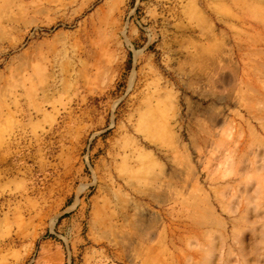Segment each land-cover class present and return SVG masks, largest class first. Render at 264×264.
Instances as JSON below:
<instances>
[{
    "label": "rangeland",
    "instance_id": "rangeland-1",
    "mask_svg": "<svg viewBox=\"0 0 264 264\" xmlns=\"http://www.w3.org/2000/svg\"><path fill=\"white\" fill-rule=\"evenodd\" d=\"M0 264H264V0H0Z\"/></svg>",
    "mask_w": 264,
    "mask_h": 264
}]
</instances>
